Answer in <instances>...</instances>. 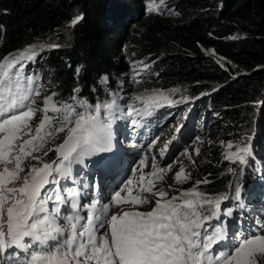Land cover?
Here are the masks:
<instances>
[{"label":"snow or ice","instance_id":"obj_1","mask_svg":"<svg viewBox=\"0 0 264 264\" xmlns=\"http://www.w3.org/2000/svg\"><path fill=\"white\" fill-rule=\"evenodd\" d=\"M83 18V13L74 16L68 26ZM37 47L61 45H29L0 58V264H264V227L230 238L228 218L234 209L221 213L225 200L240 201L239 185H232V197L200 190L207 179L187 189L165 185L176 161L160 166L153 155L151 170L145 172L149 162L144 154L107 202L82 203L85 192L98 191V186L79 179L76 166L113 151L116 120L130 118L133 127L139 126L136 117H150L155 109L175 103L171 95L179 90H146L134 98L141 107L123 108L115 94L91 103L78 97L79 86L69 99H61L42 86L40 75L25 74L38 56ZM155 144L153 139L149 149ZM225 147V160L248 163L250 144L229 141ZM167 149L166 143L159 155ZM193 151L200 154L199 147ZM49 153L55 158L46 159ZM182 155L192 160L187 150ZM191 176L181 165L173 179L183 184ZM145 206L148 210H141ZM213 220L218 222L212 225Z\"/></svg>","mask_w":264,"mask_h":264},{"label":"trees","instance_id":"obj_2","mask_svg":"<svg viewBox=\"0 0 264 264\" xmlns=\"http://www.w3.org/2000/svg\"><path fill=\"white\" fill-rule=\"evenodd\" d=\"M81 13L83 20L70 28L69 21ZM59 30L69 32L67 43L43 51L37 47L38 56L25 71L35 75L44 64L51 75L48 80L41 78L47 91H56L67 100L79 86L78 97L91 103L115 94L127 108L131 102L141 107L134 98L146 90L178 89L171 95L177 101L216 84L210 102L231 107L237 130L247 133L240 136L248 138L252 129L257 130L252 144L263 159L264 172V68L237 78L231 68L225 71L221 66L222 62L251 69L264 66V0H164L162 4L160 0H0V58L29 45L58 44L55 35ZM207 102L191 110L192 133H182L179 150L208 128L211 112L206 110ZM117 121L130 124V119ZM203 155V170L183 189L207 179L210 182L201 184L200 190L232 197V185L242 177L245 166L232 175L224 172L228 165H218L211 153ZM54 158L49 153L46 159ZM253 162L249 158L251 165L245 168L240 201L229 199L221 205V213L234 209L228 218L230 238L233 233L249 235L263 227L264 177Z\"/></svg>","mask_w":264,"mask_h":264},{"label":"rangeland","instance_id":"obj_3","mask_svg":"<svg viewBox=\"0 0 264 264\" xmlns=\"http://www.w3.org/2000/svg\"><path fill=\"white\" fill-rule=\"evenodd\" d=\"M56 43L59 45L66 44L67 40L69 38V32L66 30H59L56 33ZM224 65L222 68L225 69V71L230 70V68L233 70L235 76L241 77L246 74H250L254 69L260 68L258 67L259 65H256L253 69L247 68L241 64H235V63H227V62H222ZM40 67V66H38ZM38 67L36 69V73L42 77H46L47 80L51 78L50 72L45 68V65H41V72L39 73ZM218 85L212 86V88L209 90H206L205 92H201L199 94L191 95L189 97H184L186 99L183 100H190L187 101L181 105H164L163 107L159 109H155L153 111V115L150 117H144L140 118V125L136 127H131L129 131H124L123 136L126 138V141L129 143H133L134 145L131 149L130 152L127 154V158L129 161H132L131 168L128 170L126 175L116 183L115 189L111 190V194L108 196V199L105 200L104 202H107L111 195L118 190V187L123 186V182L127 180L129 177L132 176V172L135 170V168L138 166L139 159L141 158L142 155L147 154V159L149 162V168H145L144 171H150V165L152 162V156L155 155L156 157V162L160 166H164L168 163H172L173 161H176V163L173 164V169L171 172L167 173L164 184H172L174 188L176 189H183L185 187V183L183 184H176L173 177L176 171L179 170L181 165L186 169L191 171V180H195L196 176H198L201 171L203 170L202 168V162L204 160V155L203 153H211L216 160H218V165H223L226 166V169L224 172H229V173H235V170L239 167L241 169L245 166V168H249L251 164H249V157H248V163L246 165H239V164H234L231 161H227L224 159V153L226 151L225 144L226 142L231 141L234 145L236 144H250L251 146V154L254 153V145L252 144L253 139L255 137V134H257V130L252 129V134L250 137H242L240 135H247L245 133V130L242 129L241 131H238V127L236 126V123H234L233 117L230 113L231 107L227 106L225 107H219L214 104V102H210L212 96L211 92H213ZM182 98V97H178ZM195 98L200 99L197 101L198 103L195 104ZM208 100L206 110H210V121L207 122L208 127L206 128L205 133L202 134L199 133L198 136L193 140H190V143L188 145L186 144L185 148L182 150H179L180 147H175V145L172 147L174 148L172 151H170L171 146L173 145L174 140L177 137V132L176 128L178 126H184L187 124V117L188 113L191 112L192 109L195 107V111L197 110V107L200 103ZM181 101V100H177ZM188 104H193L190 107H188ZM113 131V143H117V146H114V148L124 150V148L127 146L124 144H120L117 141V133ZM151 133L154 135L151 136ZM175 137V139H174ZM198 138V139H197ZM156 139V144L149 149L148 145L149 143L153 140ZM255 140V139H254ZM225 142V144H222L221 142ZM168 144V149L165 152L164 156L159 155L160 149H163L165 144ZM130 146V144H128ZM199 147L200 148V154L196 155L195 152L193 151L195 148ZM176 149V152H175ZM114 150V149H113ZM187 150L188 153H191L192 155V160L195 161V163H192V160H189L187 155H182ZM264 155V154H263ZM253 157V156H251ZM86 162L88 161V158L85 160ZM256 164L261 162L259 158L256 159ZM254 163V162H253ZM252 163V164H253ZM126 164V160L123 162V165ZM262 168V166H261ZM232 169L233 171H229ZM263 169V168H262ZM263 172V170H262ZM261 172V173H262ZM83 173H79V179H81L83 182H85L84 178L85 176H81ZM264 177V172L262 173ZM188 182V181H187ZM246 180L245 177L238 178V180L234 183V185H239L240 189L243 187L245 184ZM123 194V193H122ZM231 194V193H230ZM101 201V199H99ZM102 202V201H101ZM103 203V202H102ZM141 210L147 211L148 207H142ZM263 222V227H264V217L261 220Z\"/></svg>","mask_w":264,"mask_h":264},{"label":"clouds","instance_id":"obj_4","mask_svg":"<svg viewBox=\"0 0 264 264\" xmlns=\"http://www.w3.org/2000/svg\"><path fill=\"white\" fill-rule=\"evenodd\" d=\"M130 104H133L132 102L131 103H128L127 104V106L128 105H130ZM181 103H180V101H175V103H172V104H166V105H170V106H173V105H180ZM136 106V105H135ZM142 106V105H141ZM188 116H189V118H187V124L186 125H184L183 127H181V131L177 134V137H176V139L174 140V142H173V145L171 146V148H170V151H172L174 148H172L174 145H175V147H177V144H178V142L181 140V137H182V133L184 132V133H186L188 136L192 133H190V130H191V128H193V126H192V123H190V114H188ZM205 119V118H204ZM119 126H120V122H116V123H113V127L115 128V129H118L119 130ZM119 134L120 133H118V137H119ZM154 134L152 133V135L151 136H153ZM120 138V137H119ZM124 139H126V138H124ZM119 140V139H118ZM119 143L120 144H126V143H128L127 141H124L123 143L122 142H120L119 141ZM130 149L131 148H128L126 151H124V158L123 159H120L122 162H124L125 160H126V164L125 165H123V167H125V168H127L128 167V170L131 168V165H132V161H129L128 160V158H127V154L130 152ZM175 152H176V149H175ZM110 157H111V155H110ZM113 157V156H112ZM92 158V157H91ZM91 158H88V160H91ZM112 159H114V158H112ZM114 160H119V159H114ZM85 167H81V166H76V170L79 172V173H81L82 171H84V170H86V169H88V168H90V166H88L87 165V163H86V161H85Z\"/></svg>","mask_w":264,"mask_h":264},{"label":"bare ground","instance_id":"obj_5","mask_svg":"<svg viewBox=\"0 0 264 264\" xmlns=\"http://www.w3.org/2000/svg\"><path fill=\"white\" fill-rule=\"evenodd\" d=\"M200 100V99H199ZM198 100V101H199ZM198 102L197 101H195V104H197ZM203 103V102H202ZM201 105V103L198 105V106H200ZM198 109V108H197ZM191 113V112H190ZM190 113H188V114H190ZM187 118H189V116L187 117ZM209 128V127H208ZM115 133V132H114ZM118 139H119V137H118V134H117V141H118ZM254 140V139H253ZM119 142V141H118ZM127 144V146L124 148V150L122 151V150H120V149H117V148H113L114 150L111 152V153H107V154H103V155H115V154H119V153H124V151H126L128 148H132L134 145H132L133 143H126ZM126 144H124V145H126ZM128 144H130V146L128 145ZM114 146H117V143L115 142L114 143ZM259 154L257 153V150H256V147H254V153H252L250 156H249V158L251 159V160H253L254 162L256 161V159L257 158H259V160H261V162H259L258 163V165L260 166V168H261V166H262V163H263V159H261L259 156H258ZM251 156H253V157H251ZM256 163V162H255ZM261 171H262V168H261ZM241 176H244V174H245V168H244V170H242L241 172ZM261 176H263L262 175V173H261ZM263 182H264V179H263ZM212 225H214V224H212Z\"/></svg>","mask_w":264,"mask_h":264}]
</instances>
